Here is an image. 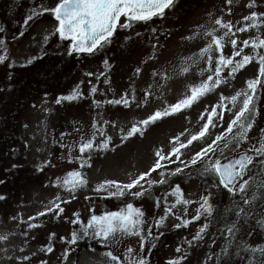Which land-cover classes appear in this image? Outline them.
I'll return each instance as SVG.
<instances>
[{
	"label": "rangeland",
	"instance_id": "obj_1",
	"mask_svg": "<svg viewBox=\"0 0 264 264\" xmlns=\"http://www.w3.org/2000/svg\"><path fill=\"white\" fill-rule=\"evenodd\" d=\"M8 1L0 0V8H4ZM38 2L40 4V0ZM57 2L58 0H44L42 5L51 7ZM252 2L253 0H232L228 4L227 0H176L174 8L166 10L164 19L154 18L147 23H135L131 29H119L111 45L94 55L69 56L67 50L70 42L61 41L58 34H52L58 22L51 13L35 18L25 33L22 31L23 36H15L7 27L4 28L0 15V29H3L0 31V40L5 41L0 46V55L6 50L8 56L5 62L0 63V119L3 120L0 132L3 138L8 135V118L17 121V126L12 130L14 142L12 137L9 138L12 140L7 165L3 168V174H0V195L6 197L0 200V237H7L0 239V264H113L106 253L113 250L123 257L126 247L129 246L139 255H144V249H140V240L135 236L124 237L120 244L112 247L102 244V249H85L79 256L74 255V246L60 239H70L74 228L68 224H60L58 216L54 214L37 216L51 206L57 196L63 201H71L62 204L65 209L63 214L70 221L74 218L73 213H78L86 223L92 214L116 211L127 203L142 208L147 221L146 230L150 227L152 232L170 231V234L167 232L170 239L161 247L162 251L150 254L152 264H169L172 260L179 261V264H249L247 260L251 259L252 254L243 260L237 258V255L230 259L222 256V248L229 245L226 239L227 227L237 221L236 213L241 209L248 218L239 220V231L236 233L235 243L230 245V250H240L236 247L237 243L242 247L246 244L264 249V167L258 164L264 157L257 158L254 161L255 166H249L251 170L244 179H251L245 193H240L238 187L235 194L229 193L218 186V180L201 175L209 157L198 161L197 165L184 168L182 174L175 176L170 173L177 164L162 161L164 167L152 173L148 179H164L167 182L154 183L149 189L151 194L144 198H108L105 192L94 190L105 180L130 182V178L148 171L155 162L156 151L161 150L165 154L171 151L174 137L180 136V140L187 143L186 138L197 134L206 122L200 119L201 114L206 115V109L210 110L219 103L221 94L229 97L224 103L230 111H225L223 121H217L219 126L210 129L211 138L214 139L227 128L230 119L234 118L240 107L238 102L234 108L230 97L242 89H247V81L256 79L259 75V64L255 59L234 77H228L229 69H225L222 75L227 78V83L202 96L190 108L150 124L144 130L143 136L137 135L124 142L120 140L121 128L126 132L156 110L169 107L186 95H191V88L198 86L212 74L206 70L209 67L208 55L205 54L200 59L199 54L211 41V37L205 35L206 32L215 28V35L223 36L226 31L215 24L217 18L231 22L232 32L235 33L225 38V55L233 53L231 39L237 40L238 46L244 49L242 55L255 56L256 52L264 54V48H244L243 45L244 40H248L251 45L257 38L264 39V15H260L257 20L259 27H248L245 32L237 31L240 27L252 24L251 20L243 19L251 12L264 14V0H255V6L249 8L247 5ZM137 32L145 40L140 47L129 43L128 37L133 38V34ZM45 35L49 36L47 41L44 40ZM211 56L214 67L219 56L214 45ZM31 57L37 59L22 66ZM104 60L108 61L107 67ZM194 60L199 62L195 63ZM35 64V68H31ZM137 68L141 69L139 74L136 72ZM37 70L39 73L36 75L39 76L44 73L49 77L56 75L59 78L57 86L52 91L37 88L31 97L24 90L25 95L23 91L20 93L19 89L29 86L27 80H24L27 72L34 74ZM20 71L27 72L20 76ZM87 72L94 75L88 77L85 75ZM154 72L156 75H153ZM15 77L18 80L20 78L19 82ZM106 78L109 83L105 82ZM261 80L264 81V77ZM93 86L97 88L94 96L90 94ZM77 87L83 92L81 99L56 103L58 97L69 95ZM145 91L149 92L147 103L143 102ZM126 92L129 96L134 92L141 106L137 107L135 102L129 108L107 103L108 100L119 99ZM242 99L243 97L240 101ZM16 100H20V105ZM95 101L102 103L97 107ZM255 104V124L249 133L248 142L241 144L239 148L230 146L223 156L219 152L216 156L210 154L211 159L223 160L247 151L264 138V84L257 88ZM105 121L109 123L106 124ZM93 124H96V128ZM97 128L106 135L101 136ZM93 133L96 134L97 143L106 136L112 137L113 150L94 152L90 161L91 167L81 168L78 159L79 142L81 137L88 139ZM202 146L201 142L194 141L188 148L181 149V159L190 162V158ZM69 160L73 162L69 163ZM73 170L80 171L88 181L85 187L74 194L63 187V179ZM159 172H164L165 175L161 177ZM58 180L60 185L54 186ZM176 185L181 187L187 204H177L176 197L169 195ZM144 187L149 188V185L145 183ZM214 195L225 202L224 218L217 223H211V215L201 214L196 219L205 199L214 206L211 202ZM245 199H249L250 203L245 204ZM157 200L159 206L156 204ZM174 204L172 214L167 213L166 207ZM161 216L166 217L163 227H156V221ZM30 217L36 219L31 220ZM184 222H187V226ZM30 224L40 226L33 228L29 227ZM177 224L180 227H176ZM205 225L207 228L201 232ZM52 233L55 236H51ZM197 234L201 237L198 240L194 239ZM49 246L53 248L51 253L46 251ZM145 247L151 249L147 241ZM66 250L70 254L67 258L64 256ZM24 257L29 259L25 260Z\"/></svg>",
	"mask_w": 264,
	"mask_h": 264
},
{
	"label": "snow or ice",
	"instance_id": "obj_2",
	"mask_svg": "<svg viewBox=\"0 0 264 264\" xmlns=\"http://www.w3.org/2000/svg\"><path fill=\"white\" fill-rule=\"evenodd\" d=\"M176 0H58L54 6H41L40 8H35L31 14H29L24 24L27 25L30 21L34 20L38 16H42L45 13H51L54 19L58 22L55 27L53 35L58 34L61 41H69L70 47L67 50L69 56L73 54H89L94 55L97 52L104 50L107 46L111 45L114 36L117 34L119 29H131L135 23L143 22L147 23L152 21L154 18L164 19L166 15V10H172L175 6ZM228 4L232 3V0H227ZM249 8L255 6V0L247 5ZM229 14H231V9L229 8ZM260 15L257 12H251L249 16L244 17L245 21L251 20L252 24L250 26L240 27L237 31L245 32L248 27H259L257 20ZM215 24L219 25L220 28L226 29L223 36L215 35L217 29L206 32L205 35L211 37V41L208 46L200 50L199 58L203 59L204 55H208V69L207 71L212 74L208 75L207 79L200 83L198 86L191 88V95H186L183 99H180L177 103L170 105L169 107L158 109L153 114L149 115L146 119L139 121L138 124L133 125L126 132L124 129H120L121 136L120 140L122 142L128 141L137 135L143 136L144 130L150 125L154 124L158 120H162L165 117L181 113L186 108H190L194 103H196L202 96L208 94L219 88L221 84L227 83V78L222 75L225 69H229L227 76L234 77L237 72L245 68L246 65L250 64L254 59L257 60L259 64V75L256 79H251L247 81V89H242L235 95L230 97L231 103L235 108L237 103H240L239 110L235 112L234 118L230 119L227 128L223 130L219 135H216L212 139V133L210 129L215 128L218 125L217 121H223L225 111H230L224 100L229 99L221 94L220 102L212 106L210 110L206 109L205 113L200 116L201 120H205L197 134H193L187 139V143L180 140V136L173 138V147L171 151L165 154L163 151L158 150L155 152V162L152 167L146 171L138 174L134 178H130V182L121 183L116 180H105L98 184L94 189L96 192H105L108 198H123L130 196L133 199L144 198L150 195L149 189L154 183L164 184L167 181L161 179L159 181H154L148 179L152 173L157 172L159 169L164 167L161 163L162 161H168L169 164H177V167L170 174L172 176L182 174L184 168L189 166H194L198 164V161H203L205 157H209L208 162L205 164L204 168L201 170V175L208 177L211 176L218 180V186H222L229 193L235 194L237 187L240 193H245L249 184L250 179H244V176L250 171L249 166H255L254 161L257 158L264 157V138H261L257 143L240 154L238 158L229 160L228 162H223L222 159L216 158L211 159V156H216L219 152L220 156H223L224 152L230 148V146H235L239 148L241 144L248 142L250 139L249 133L254 127L255 117L257 113L255 98L257 95V88L259 85L264 84L261 77H264V54L256 52L255 56L243 54L244 49L240 48L237 44V40L231 39L230 43L233 49L232 55L224 54V41L226 37L235 35L232 32L233 24L231 22H225L222 18H217ZM3 31V29H0ZM155 32V29H153ZM23 36L24 33L20 32ZM139 35V33H137ZM130 39V37H128ZM49 39L48 35L44 36V40ZM258 41V42H257ZM5 41L0 40V46H3ZM213 45L215 50L219 52V56L215 60V65L213 67V58L211 52L213 51ZM244 48L251 47L252 49L264 48V39L257 38L251 45H249L248 40L243 41ZM155 47V45H153ZM239 57V59H236ZM8 59L7 52L5 50L3 55H0V63L5 62ZM37 57H31L26 61L25 65L33 63ZM198 63L199 60H194ZM104 65L107 67L108 61H103ZM187 71V69H185ZM139 74L141 72L140 68L136 69ZM86 76L92 77L94 73L87 72ZM153 75H156L154 72ZM99 79V77H97ZM106 83L109 81L105 80ZM97 92L96 87L90 88V94L95 95ZM149 92L145 91L143 96V102L147 103ZM83 97L82 90L77 87L72 90V92L67 96L58 97L56 100L57 104L62 101L72 102L74 100L81 99ZM243 97L242 101L240 98ZM136 103L139 107L140 101L136 100L135 94L129 96L126 92L121 95L119 99L108 100L107 103L115 105H123L125 108L132 106V103ZM96 106L99 107L102 103L101 101H95ZM220 109V111H218ZM105 123H109L105 121ZM115 127V125H112ZM96 128V124H93ZM97 132L101 136H105V132L97 128ZM183 135V134H181ZM210 140V142H208ZM194 141L201 142L203 146L197 151L191 158L190 162H186L181 159L183 153L181 149L188 148L192 145ZM112 137L106 136L105 139L101 140L99 143L96 142V134L93 133L91 138L85 139L81 137L79 142V153L80 157L79 164L81 168L91 167V159L93 153L107 152L113 150L112 147ZM178 145V146H177ZM71 151V149H70ZM73 162L69 160V163ZM179 162V163H177ZM259 166L264 167V159L258 161ZM180 165H183L181 167ZM159 175L163 177L164 172H159ZM242 181V182H241ZM143 182V183H142ZM87 179L82 175L80 171H69L66 177L63 179V187L69 193L74 194L79 189L87 185ZM147 183L149 188H145L144 184ZM60 181H57L59 186ZM264 187V186H262ZM176 197L177 204H187L188 201L183 199V192L179 185L174 187V190L169 194ZM74 199L75 196L73 195ZM87 198V197H86ZM6 197L0 195V200H4ZM59 201V202H56ZM71 201H63L59 196L55 198L51 206L46 207L44 211L39 212L37 216H46L48 214H54L59 216L65 209L62 207L63 203H70ZM245 204H249L250 200L245 199ZM157 206H159V200L156 201ZM175 204L166 207V212L172 214ZM94 212V210H93ZM213 213V208L208 199L204 200V203L200 205V210L195 217L200 218L201 214L211 215ZM237 221L233 222L227 227L228 236L226 239L229 241V245L222 248V256L225 259H230L233 255H239L230 250V245L235 243L236 233L239 231L238 223L241 219H247V214L243 213V209L236 213ZM74 219L70 221L73 225H79L78 230H73L70 234V239L66 237H61L60 239L69 245H77L81 239H95L97 242L104 244L105 246L112 247L114 245L120 244L124 237L135 236L140 240V249L143 250L146 241L149 236H152V229L149 227L145 229L147 223L145 219V212L142 208L135 206L133 203H127L125 206L119 208L116 211H105L100 215L92 214L90 218L83 221L78 213H73ZM29 219L35 220L36 217H30ZM179 219V218H178ZM165 216L159 217L156 221V227H163ZM187 226V222H184ZM40 225L30 224L29 227H38ZM176 227H180L179 224ZM207 228L205 225L201 228L203 232ZM55 236V233L50 234ZM154 239L156 237H153ZM200 235L197 234L194 239H200ZM0 239H7V237H0ZM191 244V242H189ZM153 247L155 245H152ZM237 248H240L241 252L248 251H260L264 253V249L258 248H245L236 244ZM46 251L51 253L53 248L51 246L47 247ZM179 252L180 249L178 248ZM69 255V251H65V258ZM106 256L110 258L113 264H147V261L143 256L139 255L136 250L132 247H126L125 255L121 257L119 254H115L114 251H108ZM25 260L29 257H24ZM262 261H264V256H262ZM46 264V262H42ZM169 264H179V261L172 260Z\"/></svg>",
	"mask_w": 264,
	"mask_h": 264
},
{
	"label": "trees",
	"instance_id": "obj_3",
	"mask_svg": "<svg viewBox=\"0 0 264 264\" xmlns=\"http://www.w3.org/2000/svg\"><path fill=\"white\" fill-rule=\"evenodd\" d=\"M39 0H9L6 4V6L3 8H0V15L2 17L3 20V25L4 28L7 27L8 31L15 34V36H17L16 34H20V32H24L26 28L28 27V25L31 23L32 21H30L27 25L24 24V21L26 19V17L31 14L33 12V10L35 8H39L42 4H44V0H40V4L38 2ZM40 16L36 17L39 18ZM11 28V29H10ZM139 33V32H137ZM137 33L133 34V38L129 39V43H135V47H140L142 46L141 44L145 43L144 38L142 37L141 33H139V35H137ZM43 64V63H42ZM41 64V65H42ZM36 64L34 66H32L31 68H35ZM39 70V68H38ZM38 70L32 74L30 72L27 71H23L21 73L18 72V74L21 76L22 74H24L25 72H27L24 80H27L26 83H28V87L23 88V89H19V92L21 93V91H26L27 96L31 97L33 94H35V91L37 90V88H41L42 91H48V90H53L54 87L57 86V82L58 79L55 76H51L49 77V75H46V73H44L43 76H39L36 75V73L38 74ZM13 74V73H12ZM11 74V75H12ZM17 76V75H15ZM31 76V78H30ZM14 77V75L12 76ZM29 79H28V78ZM19 78V77H18ZM15 80H18L17 77H15ZM20 80V78H19ZM18 80V82H19ZM23 80V81H24ZM2 88V87H1ZM23 91V94L25 95V92ZM30 94V95H28ZM31 99V98H29ZM16 103L18 105H20V100H16ZM6 120V119H5ZM17 120V118H16ZM1 122H3L2 118L0 119V131H1ZM8 126H7V131L6 133H8V135H6V138H3L2 133L0 132V174H3V168L5 169V165H7V161L10 155V140L13 139V142L15 140V137L13 136V127L15 128L17 126V121L14 122L13 119H9L8 118ZM5 137V136H4ZM12 139H9L11 138ZM2 170V171H1ZM222 189H224L221 186ZM226 190V189H224ZM227 191V190H226ZM228 192V191H227ZM212 203H214L213 208V213L211 214V223H217L219 221H221L224 218V207H225V202L223 201L222 198L217 197L216 195H214L213 197V201L211 200ZM59 220H60V224H68L69 226H72L74 229H79V225H73L70 223L69 217L65 214H60L58 216ZM81 218V217H80ZM74 219V218H73ZM70 223V224H69ZM168 231L166 230H159L158 232H152V236H149L147 239V243L148 246L151 249H148L147 247L144 248V252H143V257L144 259L147 261V264H152L151 258H150V254L153 253H160L162 251L161 247L164 246L166 243H168L169 241V234L170 231L168 232L169 234H167ZM153 237H156L155 239ZM152 245H155L154 247ZM74 246V251L72 252L74 255L79 256L80 253L85 250V249H102L103 245L100 242H97V240L95 239H90V240H86V239H81L77 245H73ZM250 246L245 244V248H248ZM254 248V247H251ZM261 249V248H258ZM113 251V250H112ZM71 253V254H72ZM116 254V252H114ZM239 255V258L241 260L245 259L247 256H249V254H252V256L254 255V258L252 259V256L250 257V260H247V262L250 264H264V261H262V256H264V253L260 252V251H248V252H241V250H238L236 252ZM70 255V254H69ZM156 262V261H155ZM153 262V263H155Z\"/></svg>",
	"mask_w": 264,
	"mask_h": 264
},
{
	"label": "water",
	"instance_id": "obj_4",
	"mask_svg": "<svg viewBox=\"0 0 264 264\" xmlns=\"http://www.w3.org/2000/svg\"><path fill=\"white\" fill-rule=\"evenodd\" d=\"M244 152H245V151H241V152H239L238 154H236V155H234V156H231V157H228V158L223 159L222 161H223V162H228V161L231 160V159L238 158V156H239L240 154L244 153Z\"/></svg>",
	"mask_w": 264,
	"mask_h": 264
}]
</instances>
